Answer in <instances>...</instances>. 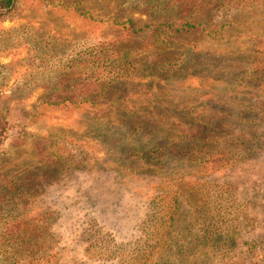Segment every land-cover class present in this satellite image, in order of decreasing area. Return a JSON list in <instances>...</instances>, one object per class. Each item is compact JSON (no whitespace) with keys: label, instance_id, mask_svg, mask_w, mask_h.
<instances>
[{"label":"rangeland","instance_id":"374dc122","mask_svg":"<svg viewBox=\"0 0 264 264\" xmlns=\"http://www.w3.org/2000/svg\"><path fill=\"white\" fill-rule=\"evenodd\" d=\"M0 112L11 262L264 264V0H15Z\"/></svg>","mask_w":264,"mask_h":264},{"label":"trees","instance_id":"16d2710c","mask_svg":"<svg viewBox=\"0 0 264 264\" xmlns=\"http://www.w3.org/2000/svg\"><path fill=\"white\" fill-rule=\"evenodd\" d=\"M14 8H15V0H0V20L2 18L12 14L14 11ZM128 24L130 26L132 25L131 22H128ZM187 27L194 28L193 26H190V25H187ZM187 27L183 26L182 28H187ZM65 96H66L65 93H59V97L60 98L63 97L64 101H66ZM89 100L93 101V100H96V98L92 97ZM6 128H7V120H6L5 114L0 112V143L2 142V140L4 138ZM174 140H177L178 142H180L179 141L180 139L176 138V137H173L171 139V142H173ZM206 141H207V137H204L203 140H200L198 143L200 146L194 145L193 150H199V149L200 150L201 149L206 150V148H208V147H205ZM171 142L169 143V145H171ZM167 146L168 145L166 144V147ZM153 148L154 149H150V153H147V151H144L143 148L142 149L139 148L138 151H136V153H137L136 155H134L133 152L128 153V154L132 155L133 161L141 160V163H140L141 165L149 166L152 164L153 169H158L164 165L163 160L168 161V156L165 154V152H163V150H165V144L164 145H162V143L155 144ZM171 200H172V205L174 207H177V201L174 199V197H172ZM161 207H162V205H161ZM162 210H163V214L165 216V219H167L168 221H172L173 216H174L173 209L171 207H167L165 204V205H163ZM10 236L14 237L15 235L10 234ZM14 243H15V240L12 237H9L8 239L5 240L4 244H0V251L3 250V254L4 253L9 254L8 257H5L3 259V262H2L3 264H16L17 263V262H11L10 257L13 254L11 251L6 250L8 247V244H9V248L14 249ZM2 246H3V248H2ZM18 253L19 252L17 251L15 255H18Z\"/></svg>","mask_w":264,"mask_h":264}]
</instances>
